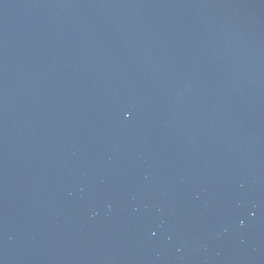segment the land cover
I'll return each instance as SVG.
<instances>
[{"label": "water", "instance_id": "obj_1", "mask_svg": "<svg viewBox=\"0 0 264 264\" xmlns=\"http://www.w3.org/2000/svg\"><path fill=\"white\" fill-rule=\"evenodd\" d=\"M0 264H264V0H0Z\"/></svg>", "mask_w": 264, "mask_h": 264}]
</instances>
